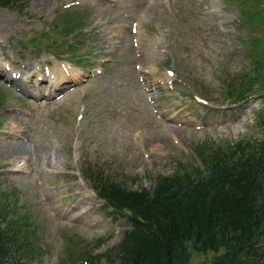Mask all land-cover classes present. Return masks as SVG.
Listing matches in <instances>:
<instances>
[{"label": "rangeland", "instance_id": "374dc122", "mask_svg": "<svg viewBox=\"0 0 264 264\" xmlns=\"http://www.w3.org/2000/svg\"><path fill=\"white\" fill-rule=\"evenodd\" d=\"M62 21L59 30H81L60 37L51 27ZM42 41L63 60L37 54ZM262 61L264 0L0 5L1 226L29 238L23 264H80V252L121 264L131 220L104 205L83 170L153 190L159 177L201 166L199 147L263 139ZM245 73L256 77L249 95L263 94L235 102ZM190 251L189 264H218L226 248Z\"/></svg>", "mask_w": 264, "mask_h": 264}, {"label": "trees", "instance_id": "16d2710c", "mask_svg": "<svg viewBox=\"0 0 264 264\" xmlns=\"http://www.w3.org/2000/svg\"><path fill=\"white\" fill-rule=\"evenodd\" d=\"M21 1L0 0V5L14 7ZM62 24L55 22L51 27L60 37L81 30L79 24L59 30ZM55 42L65 43L62 38ZM79 43L75 40L64 46L71 52ZM42 44L37 54L46 51L63 58V52ZM253 76L245 73L236 79L241 88L232 91L237 94L235 102L263 94L249 95ZM198 156L201 166L159 177L153 190H130L123 182L105 181L103 174L83 170L104 205L131 220L120 244L124 246L121 264H189L190 249L216 251L222 247L226 251L218 264H264V138L242 139L212 152L199 147ZM7 211L0 206V264H23L32 257V246L19 229L9 223L1 226ZM79 259L80 264H94L85 252H80Z\"/></svg>", "mask_w": 264, "mask_h": 264}, {"label": "bare ground", "instance_id": "6f19581e", "mask_svg": "<svg viewBox=\"0 0 264 264\" xmlns=\"http://www.w3.org/2000/svg\"><path fill=\"white\" fill-rule=\"evenodd\" d=\"M144 18H145V17H144ZM144 18H143V19H144ZM3 70H4V69H3ZM59 72H60V71H59ZM59 72H58V73H59ZM54 73H55V69H54V71H53L51 74H52L53 76H56V74H54ZM61 76H62V75H61ZM42 77H43V76H42ZM11 79L16 80V79H14V78H12V77H11ZM24 85H25V84H24ZM20 87L23 88V87H24L23 84H21ZM12 123H13V122H12ZM18 123H19V122H18ZM9 151H11V153H12V154H15L14 156L17 157V156H21V155H23V154L26 152V149L23 148L22 145H19V146H18V145H17V146H15V145L12 146V145H11V146H9ZM7 154H8V153H7ZM8 156H10V155H8ZM11 158H12V156H11ZM51 159H52V158H51ZM51 159H50V160H51ZM22 160H23V159H22ZM28 160H29V159H28ZM20 161H21V160H20ZM33 163H34V162H33ZM15 164H16V163H15ZM51 164H52V163H51ZM47 165H48V164H47ZM52 166H53V165H52ZM54 166H55V165H54ZM48 167H49V166H48ZM42 168H43V167H42ZM17 169H18V168H17ZM39 169H40V168H39ZM39 171H40V170H39Z\"/></svg>", "mask_w": 264, "mask_h": 264}]
</instances>
